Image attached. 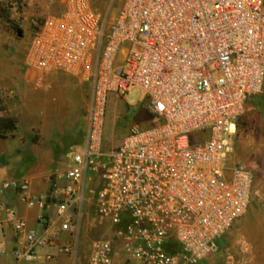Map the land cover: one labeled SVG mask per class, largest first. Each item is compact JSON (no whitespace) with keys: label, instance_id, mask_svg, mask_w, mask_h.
<instances>
[{"label":"built area","instance_id":"built-area-1","mask_svg":"<svg viewBox=\"0 0 264 264\" xmlns=\"http://www.w3.org/2000/svg\"><path fill=\"white\" fill-rule=\"evenodd\" d=\"M56 1L21 65L35 87L51 74L87 86L84 135L72 165L44 177L46 194L26 178L4 180L0 192H14L27 210L54 207L70 240L42 239L0 202V229L4 212L25 241L14 259L36 262L52 243L74 260L81 217L91 215L110 237L92 243L88 264H200L253 198L254 174L232 158L231 141L246 102L263 91L264 0H122L114 15L90 0ZM135 89L149 123L105 151L109 99Z\"/></svg>","mask_w":264,"mask_h":264},{"label":"rangeland","instance_id":"rangeland-1","mask_svg":"<svg viewBox=\"0 0 264 264\" xmlns=\"http://www.w3.org/2000/svg\"><path fill=\"white\" fill-rule=\"evenodd\" d=\"M121 2L90 0L93 9L112 15ZM59 9L56 0H0V16L5 17H0V98L18 126L10 138L0 141V156H4V167L14 179L43 180L68 169L72 165L71 147L84 135L87 86L83 88L72 77L61 76L35 87L22 71L32 32ZM149 117L146 98L138 89L124 100L111 97L103 149L116 148L132 127L148 125ZM236 124L232 158L253 172V198L248 211L218 240V252L200 264H264V83L261 95L246 102ZM80 227L76 258L63 256L71 264H88L92 243L110 237L108 226L98 224L91 215L86 220L81 217ZM116 264L133 263L120 259Z\"/></svg>","mask_w":264,"mask_h":264},{"label":"crops","instance_id":"crops-1","mask_svg":"<svg viewBox=\"0 0 264 264\" xmlns=\"http://www.w3.org/2000/svg\"><path fill=\"white\" fill-rule=\"evenodd\" d=\"M23 71V69H22ZM25 79L33 84V75L30 73H25L23 71ZM61 76H68L65 74H51L46 80H56ZM77 80L78 84L85 88L86 85L79 79L72 77ZM48 84V83H47ZM1 141V140H0ZM1 148V144H0ZM13 177L9 176L8 169L4 166L0 167V185L4 180L11 179ZM31 190L35 194H46L49 191V184L43 180H31ZM0 202L8 209H12L16 212L18 216L23 218L29 229L34 230L37 234L44 240L51 241L56 237V234L60 242H66L70 240V236L66 232H59V223L56 217L55 208L50 207L45 210H39L34 208L32 210H27L25 205L19 200L14 192L8 191L0 192ZM6 214L2 213V228L0 229V264H71V262L66 260L63 256L59 255L52 245V243L45 248H40L37 250L38 259L33 263H25L22 261H17L13 257V253L16 251H23L25 248V241L21 236H18L13 229L5 222ZM50 256V260H44L45 256ZM119 260L116 261V263Z\"/></svg>","mask_w":264,"mask_h":264},{"label":"trees","instance_id":"trees-1","mask_svg":"<svg viewBox=\"0 0 264 264\" xmlns=\"http://www.w3.org/2000/svg\"><path fill=\"white\" fill-rule=\"evenodd\" d=\"M0 17L5 20V17ZM17 128V121L7 114L4 101L0 98V140L10 138L17 131Z\"/></svg>","mask_w":264,"mask_h":264},{"label":"water","instance_id":"water-1","mask_svg":"<svg viewBox=\"0 0 264 264\" xmlns=\"http://www.w3.org/2000/svg\"><path fill=\"white\" fill-rule=\"evenodd\" d=\"M21 35H22L21 32L18 31V36L21 37ZM0 165L1 166H5L6 165L4 156H0Z\"/></svg>","mask_w":264,"mask_h":264}]
</instances>
